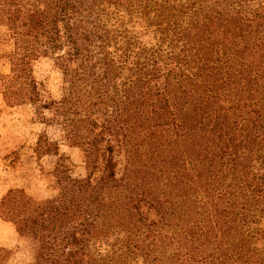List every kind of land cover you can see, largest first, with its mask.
<instances>
[{"label": "trees", "instance_id": "16d2710c", "mask_svg": "<svg viewBox=\"0 0 264 264\" xmlns=\"http://www.w3.org/2000/svg\"><path fill=\"white\" fill-rule=\"evenodd\" d=\"M0 27L3 100L37 105L84 170L40 133L53 195L4 184L19 264H264V0H0ZM47 56L57 101L31 74Z\"/></svg>", "mask_w": 264, "mask_h": 264}, {"label": "rangeland", "instance_id": "374dc122", "mask_svg": "<svg viewBox=\"0 0 264 264\" xmlns=\"http://www.w3.org/2000/svg\"><path fill=\"white\" fill-rule=\"evenodd\" d=\"M6 35V29L0 27V38ZM143 39L149 41L151 36L147 35ZM5 51L6 48L0 46V74H6L8 70L3 58ZM31 74L40 101H57L61 98L62 76L55 68L51 56L35 60L31 64ZM36 107L37 105L29 103L11 106L3 100L0 93V192L7 187L5 183L16 186L21 183L37 194L38 198L53 195L46 172L50 170L54 158L45 157L40 162H35L32 154L40 133L57 143L58 152L67 158L64 163L70 178L79 179L84 176L79 150L61 139L58 126L43 123ZM42 112L45 118L51 117L47 110ZM0 243L13 245L9 248L12 254L9 264H19L29 256L28 246L19 243L17 237L14 242L7 224L3 221L0 222Z\"/></svg>", "mask_w": 264, "mask_h": 264}]
</instances>
